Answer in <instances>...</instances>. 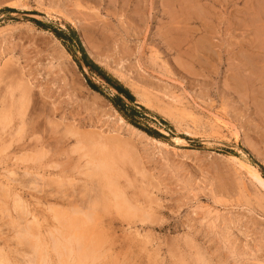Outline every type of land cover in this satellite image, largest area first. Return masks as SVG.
<instances>
[{
  "label": "rangeland",
  "instance_id": "374dc122",
  "mask_svg": "<svg viewBox=\"0 0 264 264\" xmlns=\"http://www.w3.org/2000/svg\"><path fill=\"white\" fill-rule=\"evenodd\" d=\"M72 32L134 103L115 107ZM120 117L169 147L118 130ZM1 118L0 261L61 264L57 215L94 211L89 264H264V189L233 162L263 176L264 0H0ZM103 156L124 212L113 196L101 205L111 195L91 174Z\"/></svg>",
  "mask_w": 264,
  "mask_h": 264
},
{
  "label": "bare ground",
  "instance_id": "6f19581e",
  "mask_svg": "<svg viewBox=\"0 0 264 264\" xmlns=\"http://www.w3.org/2000/svg\"><path fill=\"white\" fill-rule=\"evenodd\" d=\"M17 8H19V9H25L26 7H24V6H22V5H18L17 6ZM37 18H38V16H37ZM40 33H42V34H46V35H48V33H46V32H40ZM54 42L56 43H59V41L56 39V38H54ZM138 94V93H137ZM138 99H139V104H141L142 106H144L145 108H147L148 110H151V106H150V103H149V101H148V98H147V96L145 95V94H138ZM2 115V114H1ZM217 118V117H216ZM6 121V118H1L0 119V121ZM221 120V119H220ZM2 121V122H3ZM113 121V120H112ZM111 121V122H112ZM114 121H116V120H114ZM113 121V122H114ZM9 122V120L7 121V123ZM216 122V121H215ZM6 123V122H5ZM114 123H117V126H119V129L118 130H120L125 124H126V122H125V120L123 119V118H121L120 117V119L119 120H117V122H114ZM113 123V124H114ZM220 124V123H219ZM127 125V127L128 128H130V130H132V132H134V135H135V133H137L138 135L140 134V135H143L144 137H146V138H148V139H150V140H152L155 144L157 143V144H159V145H162V146H164L165 148H167V147H169L167 144H164V143H161V142H158L157 140H154V139H151L149 136H147V135H145V134H143L141 131H139V130H137L136 128H134V127H132L131 125H129V124H126ZM126 125H125V127H126ZM222 126V125H221ZM115 129H116V124H115ZM126 127V128H127ZM225 127V126H224ZM110 128V127H109ZM123 129V128H122ZM116 131V130H115ZM117 132H119V131H117ZM75 133V132H74ZM71 134H73L72 132H71ZM74 135V134H73ZM77 135V134H76ZM96 135H98L100 138H103L104 137V135H102L101 133H98V134H96ZM106 137V136H105ZM108 137V136H107ZM112 137V136H111ZM114 137H115V135H114ZM118 137V136H117ZM99 138V139H100ZM102 140H104V139H102ZM173 143L176 145V146H179V145H183V144H185L181 139H179V138H174L173 139ZM154 144V145H155ZM101 146V145H100ZM160 148H162V147H160ZM171 149V148H170ZM170 149H169V151H170ZM167 150V149H166ZM177 149H173V151L174 152H178V151H176ZM99 151V150H98ZM128 151V150H127ZM173 151H171V152H173ZM98 153V152H97ZM103 152H101V154H102ZM105 153V152H104ZM99 155H100V153H98ZM103 155V154H102ZM101 156V155H100ZM94 157V156H93ZM107 157V156H106ZM99 158V157H98ZM102 159L101 160H99L98 162H99V164H98V162H97V164H98V167H96L97 169L96 170H92V174H91V177H96V178H98V180H100L99 182H101L102 183V185L104 186V188H106V189H108V192H109V195H111V196H108V194H107V197L110 199L112 196H113V199H110V200H108L107 199V197L105 196L106 194H103V196H105V199H104V201H102V198H101V200H100V202H102L101 203V205H103V208L105 209V208H110L111 206H108L109 205V201H111V200H113L115 203H116V207H117V209L119 210V212H121L122 210H123V212H124V209H128L127 208V204L125 203V205H123V203L122 202H124L123 201V198H122V194H120V192L118 193V189L116 190V188L117 187H115V190H113L114 188V186H116L115 185V181H116V177L115 176H117V175H113L114 173V169H113V165L111 166L109 163H111L110 162V160H106V159H103L104 158V156L103 157H101ZM98 160V159H97ZM242 160H240L239 158H237V157H234L233 158V162L236 164V165H238L241 169H243V170H245L247 173H248V175L249 176H251L260 186H261V188L262 189H264V178H263V176L260 174V172L258 171V169L256 168V167H254V166H252V165H249V164H245V163H242L241 162ZM94 162V161H93ZM245 162V161H244ZM115 167V166H114ZM123 168V167H122ZM113 177H114V179H113ZM117 182V181H116ZM99 184V183H98ZM101 185V187H103ZM93 186V185H92ZM103 189V188H102ZM3 190V189H2ZM1 190V191H2ZM105 190V189H104ZM4 191V190H3ZM102 191V190H101ZM7 193V192H6ZM111 193V194H110ZM1 196V195H0ZM104 198V197H103ZM107 199V200H106ZM19 202H18V205L20 206V209L21 208H23V206L22 205H20V200H18ZM115 203H113V206H114V204ZM16 204V203H15ZM24 204V203H23ZM123 205V206H122ZM124 206H125V208H124ZM18 207V206H17ZM120 208V209H119ZM135 208V207H134ZM92 209V208H91ZM122 209V210H121ZM108 210V209H107ZM121 210V211H120ZM133 211V210H132ZM131 211V212H132ZM135 211H136V209H135ZM74 212V211H73ZM72 212V213H73ZM94 212V211H93ZM93 212H91L90 213V220H87V221H84V220H81L80 218H77V217H71V216H66V214L65 215H60V214H63V213H60V214H58L57 215V218H58V220L61 222L60 223V225H62L61 226V228H63L64 230H65V236L62 234V236H60V237H62V241H61V239H60V243H59V249H57V245H56V249H57V252H58V250L61 252V254L60 253H58V254H60L61 256V258H63L64 257V264H68V261L66 260V258L67 259H71V257H73L74 256V258H75V260H74V263L71 261L70 263L72 264H89V263H95L96 262V260H97V254H98V252H99V250H97L98 249V243H96L95 241H93L92 239H91V241L90 240H88V232H91V231H89V227L87 228V225L89 226V224H88V222L90 223V222H92L93 221V218L91 219V217H92V213ZM98 212V211H97ZM127 212V211H126ZM131 212H129V216H132L133 215V212H132V215H131ZM64 213H66V211L64 212ZM74 213H76V210H75V212ZM30 214V213H29ZM74 215H76V214H74ZM77 215H78V213H77ZM89 215V214H88ZM87 215V216H88ZM33 217V216H32ZM88 218V217H87ZM35 219V218H34ZM91 224V223H90ZM92 225V224H91ZM38 227V226H37ZM35 228V227H34ZM40 228V227H39ZM38 228V229H39ZM62 230V229H61ZM37 233V235H36V233ZM61 232V231H60ZM32 233V232H31ZM31 233H30V236H31ZM33 234H34V236H37L38 237V232L36 231V229H35V231H33ZM56 234H57V232H56ZM101 234V233H100ZM34 236H31V237H34ZM28 238V237H27ZM40 238V237H39ZM92 238V237H91ZM30 240H31V238H29ZM35 239H37V241H36V244H35V248H36V252H37V254H38V258L40 259V260H43V259H45L46 260V257H47V255L45 254V249L43 248V244L41 243V241H39L38 240V238H36L35 237ZM59 240V239H58ZM97 240H99V239H97ZM54 241V240H53ZM100 241V240H99ZM98 241V242H99ZM101 241H102V239H101ZM73 242H75L77 245H78V248H76L77 247V245H75V243L73 244ZM31 243V242H30ZM104 243V242H103ZM72 244L73 245H75L76 247V252L77 253H75V254H73V252H72ZM105 245V244H104ZM47 247H48V245H47ZM32 248V247H31ZM74 249V248H73ZM100 249V248H99ZM101 250V249H100ZM47 252V251H46ZM104 252V251H103ZM48 253V252H47ZM106 254V253H105ZM8 255V254H7ZM33 255V254H32ZM3 255H1V257H2ZM49 256V255H48ZM63 256V257H62ZM3 257H5V258H3ZM2 257V260H3V262L2 261H0V264H7V259H6V256H3ZM101 258V257H100ZM99 258V259H100ZM0 260H1V258H0ZM11 260V259H10ZM94 261V262H93ZM99 261V260H98ZM200 261V260H199ZM63 262H62V260H61V264H63ZM69 263V264H70ZM8 264H9V262H8ZM11 264V263H10Z\"/></svg>",
  "mask_w": 264,
  "mask_h": 264
},
{
  "label": "trees",
  "instance_id": "16d2710c",
  "mask_svg": "<svg viewBox=\"0 0 264 264\" xmlns=\"http://www.w3.org/2000/svg\"><path fill=\"white\" fill-rule=\"evenodd\" d=\"M8 11L12 12L14 10L11 9H7ZM13 13V12H12ZM32 23H34L36 26L42 27L44 29H47V27L42 24L39 21L36 20H32ZM54 34L57 36V38L61 39V40H66L68 39L67 34H65L62 31H57L54 30ZM71 40L76 41L77 47L80 51V53L82 54L83 60L86 63L87 68L90 70L91 73H93L94 75H96L98 78H100L102 81L106 82L108 85H110V87L112 89H114L117 93H118V97L113 101L115 107L119 108L120 105L123 103V100L121 97H124L127 101L134 103L135 102V98L134 96L131 94V92L124 88L122 85H120L118 82L112 80L111 78H109L101 69L98 65H96L92 60H90L76 34V32H72V37L70 38ZM87 84L90 87L91 90H93L95 93H100V87L98 85H96L92 80L87 79ZM122 111V109H121ZM128 113L130 116L125 115L126 118L131 119L132 122H134L132 120V117H136L138 115H141V113L139 112V110H137L136 108H128ZM136 126V125H135ZM145 132L151 136L158 139L163 138L162 135L158 134V132H155L151 129H147L145 130ZM263 172V177H264V169H262Z\"/></svg>",
  "mask_w": 264,
  "mask_h": 264
}]
</instances>
